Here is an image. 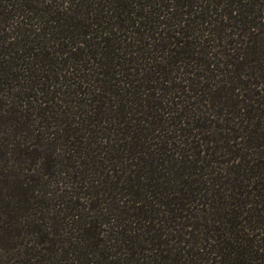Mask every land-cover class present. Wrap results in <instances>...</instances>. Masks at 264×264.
<instances>
[{
  "label": "trees",
  "instance_id": "1",
  "mask_svg": "<svg viewBox=\"0 0 264 264\" xmlns=\"http://www.w3.org/2000/svg\"><path fill=\"white\" fill-rule=\"evenodd\" d=\"M0 264H264V0H0Z\"/></svg>",
  "mask_w": 264,
  "mask_h": 264
}]
</instances>
